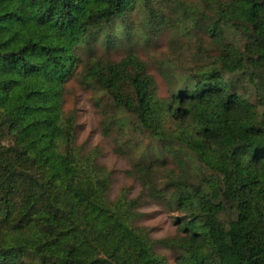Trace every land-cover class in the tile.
Here are the masks:
<instances>
[{
    "label": "trees",
    "instance_id": "trees-1",
    "mask_svg": "<svg viewBox=\"0 0 264 264\" xmlns=\"http://www.w3.org/2000/svg\"><path fill=\"white\" fill-rule=\"evenodd\" d=\"M151 1L0 0V264H264V0L179 3L213 54L166 67L163 97L135 52L93 49L126 44L129 13ZM73 83L130 158L137 197L110 200L99 148L77 143ZM143 198L177 214L176 236L136 225Z\"/></svg>",
    "mask_w": 264,
    "mask_h": 264
},
{
    "label": "rangeland",
    "instance_id": "rangeland-1",
    "mask_svg": "<svg viewBox=\"0 0 264 264\" xmlns=\"http://www.w3.org/2000/svg\"><path fill=\"white\" fill-rule=\"evenodd\" d=\"M181 2L195 4L194 0H152L150 7L136 6L128 17V42L125 44L115 39L112 48L106 50L102 35L93 45L94 52L97 56L116 61L130 50L135 52L146 65L148 73L153 76L158 95L165 96L169 83L162 74L166 67L172 73L194 71L207 64L205 52L213 54L208 36L201 27H193L191 20L184 15V9L179 7ZM235 38L239 40V36ZM68 89L65 104L67 110H75L77 143L99 148L98 162L110 173L109 199L114 200L124 190H128L131 198L137 197L141 190L140 183L127 175L131 160L116 155L112 150L111 139L102 136L101 116L92 104L91 91L82 89L77 83L71 84ZM143 144L149 145V142L145 141ZM148 147L151 158L167 160L170 157L168 152L162 150L161 145L154 143ZM137 211L141 216L136 225L150 229L153 239L176 236L174 220L177 214L164 203L143 198ZM158 251L172 263L173 255L170 252L163 248Z\"/></svg>",
    "mask_w": 264,
    "mask_h": 264
}]
</instances>
